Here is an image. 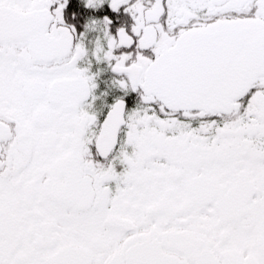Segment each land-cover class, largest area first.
<instances>
[{"label":"snow or ice","instance_id":"6c2138e0","mask_svg":"<svg viewBox=\"0 0 264 264\" xmlns=\"http://www.w3.org/2000/svg\"><path fill=\"white\" fill-rule=\"evenodd\" d=\"M83 3L0 0V264H264V0Z\"/></svg>","mask_w":264,"mask_h":264},{"label":"flooded vegetation","instance_id":"af4514ba","mask_svg":"<svg viewBox=\"0 0 264 264\" xmlns=\"http://www.w3.org/2000/svg\"><path fill=\"white\" fill-rule=\"evenodd\" d=\"M110 14L113 16L117 22V25L130 23V17L123 13L122 11L118 14H113L110 9L105 5L104 8L98 10H91L84 7L83 0H69L68 6L64 10V22L68 26H75L77 32H84V24L88 21L90 17L102 18L103 15ZM95 32L87 33V41H94L96 38ZM91 48L92 44L88 43ZM81 67L87 66V60L82 61ZM91 71L93 73H99L96 77L95 82L98 87L95 89V95L100 97V99L95 101V107L101 111H107L106 105L112 104L116 98L124 96L122 90L114 86L112 81L119 78L117 74H114L106 63L97 64L93 61ZM102 93H107L105 96H101ZM124 99L129 107H134L139 97L137 93L129 92Z\"/></svg>","mask_w":264,"mask_h":264}]
</instances>
